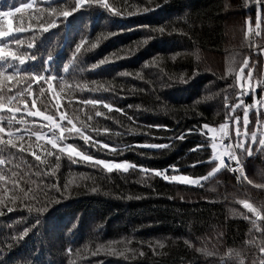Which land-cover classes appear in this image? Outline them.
<instances>
[{"label":"trees","instance_id":"1","mask_svg":"<svg viewBox=\"0 0 264 264\" xmlns=\"http://www.w3.org/2000/svg\"><path fill=\"white\" fill-rule=\"evenodd\" d=\"M105 2L112 11L93 4L65 21L59 10H70L73 0H0V13H13L7 18L13 28L26 29L14 33L22 45L11 47L18 54L36 55L35 60L26 58L13 80L0 81V93L12 95L36 75L55 77L51 91L40 81L43 95L32 83L28 107L47 109L45 114L65 127L71 125L60 115L72 119L97 142L92 147L66 132L63 144L96 159L137 166L126 173H108L88 163H72L66 152L31 135L38 131L52 136L45 126L49 122L27 116L23 102L5 101V108L20 107L16 118L23 116L28 123H13L11 130L24 135L23 140L12 137L16 149L0 145V159L10 160L0 165V264H240L229 255L232 250L242 254L244 264H253L264 236L251 222L255 215L238 201L247 200L264 213V187L254 186L264 185V152L256 151L258 144L244 162L253 185L238 183L226 169L203 186L166 180L153 170H167L169 177L206 176L218 161L208 163L213 134L203 125L216 130L241 99L251 105L250 132L258 137L264 132V117L256 124L258 114L264 113V22L256 25L258 18L264 20V0ZM26 3L32 7L22 8ZM51 8L57 12L50 14ZM53 19L57 27L42 32L39 25ZM81 37L99 41L98 46L82 49L66 73ZM29 42L35 47L28 49ZM49 55L53 58L46 63ZM105 57L113 62L92 67ZM244 58L256 66L248 81L252 87L246 92L244 87L247 94L240 97L241 84L247 81L236 77ZM86 99H102L113 109L85 105ZM33 101L36 108H31ZM97 111L102 115L96 116ZM237 114L243 117V108ZM10 115L0 112L5 123ZM188 130L185 139H177ZM3 138L9 139L7 134ZM105 144L109 147H102ZM151 144L166 147H145ZM20 145L25 151H19ZM199 145L204 147L191 151ZM49 151L54 154L49 156ZM9 152L15 155L9 157ZM53 184L66 186V191H56ZM7 207L14 210L9 213ZM258 227L264 229V221ZM26 228L27 236L19 239Z\"/></svg>","mask_w":264,"mask_h":264},{"label":"snow or ice","instance_id":"2","mask_svg":"<svg viewBox=\"0 0 264 264\" xmlns=\"http://www.w3.org/2000/svg\"><path fill=\"white\" fill-rule=\"evenodd\" d=\"M35 2V0H33ZM57 2H60V0H57ZM93 4H98L101 8H104L106 10L112 11L109 8L108 3L105 2V0H73V3L70 5V10H59V15L63 16L65 21L73 15L74 12L86 8L91 7ZM32 3H26L22 5V8H31ZM262 7H264V3H262ZM22 8H16L15 11L17 13L21 12ZM57 12L56 8L50 9V14ZM113 15H120V11H114L112 12ZM13 15L12 12H3L0 13V81L2 80H13L20 72H21V66L26 65V58L28 60H35L36 55L32 54L31 56H28L27 53L18 54V51L13 50L11 47L12 44H15L16 46L22 45V41L17 38L14 33H22L26 31L23 27H16L13 28V24L10 20H8V17H11ZM264 22L261 18H258L256 21L257 28H259V25ZM40 28L42 32L47 33L49 29L56 28L57 24L56 21L53 19L51 22L47 23V26H45L43 23H41ZM163 32V29L160 30ZM251 31V29H249ZM118 33H109V35H117ZM256 35H259L257 32ZM99 42V41H98ZM97 43H91L90 41L86 40L84 37H81L80 42L77 43L74 47V51L72 53V58L70 60L69 66L64 67V72H69V67L74 66L76 61L79 59V54L81 53L82 49L84 51H90L98 46ZM35 45L32 42H29L27 44L28 49L34 48ZM261 51H264V49H261ZM52 56L49 55L47 58V62L52 60ZM115 58H122V57H115ZM250 58H244L242 61L243 66L239 70V75H237L236 79L237 81H250L252 77L251 69L254 68L256 65L255 63H249ZM18 62V63H16ZM113 62L112 58L105 57L104 59L100 60L97 64L93 65V68H97L100 65H104L107 63ZM8 69H11V73L6 75V72ZM245 69H249L247 72V75L245 76ZM127 75V73H125ZM55 79V77H52L51 75L48 76H41L36 75L32 78V80L28 81L26 83V87L19 89L16 93L12 95H5L0 93V112L7 111L11 115L8 117L7 122H4V117L0 116V145H4L6 147L10 146L12 149H16L18 145L16 143H13L12 137L15 136L17 140H23L24 135L20 132L19 129H17L15 132H13L12 126L13 123H19L27 125V121L21 116L20 119L16 118V113L21 112L20 107H7L5 108V101L8 105H13L14 102L20 101L24 103V112L27 116L30 117H40L44 121L49 122L46 127L49 128V131L52 132V136L48 137L47 133H41L38 131H33L31 133L32 136H35L36 139L39 141L42 137H47L46 143L51 145L52 149H58L60 153H67L68 158L71 160L72 163L77 162H84L91 164L93 167H102L103 170H106L108 173H111L113 171L118 172H128L130 168H136L137 166L134 164H130L127 161H124L122 163H117L114 161H106L103 159H96L92 155L87 154L85 152L79 151L78 148L73 144H63V141L67 139L65 136V133L67 132L69 136H72L75 134L80 139H82L85 144H90V146L95 147L97 142L93 141L92 138L85 134V132L81 128H77L76 124L73 123V120L70 118L65 117L64 115H60V120L63 121L67 119V124L71 125V127H65L62 123H59L56 121L55 117L53 115H46L45 111H32L28 107L27 99L26 97L32 93V83L36 82L39 89H40V95H43L44 89L43 85L40 84V81H43L48 85L49 90L52 89V81ZM247 86L248 88H251V84H241V91L239 93V96L242 97L243 95L247 94L244 92V87ZM105 91H108V89H104ZM264 90V89H262ZM43 103V101H42ZM85 105H102L104 108L108 109L109 111H112L113 106L107 102H105L102 99H86L83 101ZM226 108L228 105H225ZM251 107V105H244L243 100L241 99L239 103L233 104L229 108V115L226 116L225 122L219 126V130L222 133L220 136V143L223 147L222 152H216L217 149V143H216V137H212V144L211 147L214 150V154L212 158L208 161V163H213L214 161H219V164L212 169L206 176L200 177V178H189L187 176L183 175H172L168 176L167 170H153L154 174L156 176H162L166 180H170L173 182H179L187 185H194V186H203L202 182L208 181L211 178H213L216 173L220 172L222 169H227L230 172L236 173V179L238 183L245 182L248 185H253V180L249 179L247 175L245 174L244 170V162L247 158L252 157L254 155V149L253 145L258 144L260 147L256 149L257 152H264V132H261L259 137L257 136V133L255 131L249 130V124L251 123L248 119V109ZM31 108H36L35 101L32 102ZM243 108V117H241L239 114H237V109ZM118 111H122L117 109ZM102 113L100 111L96 112V116H101ZM261 117H264V113H260L257 116L256 124L259 126L262 123ZM91 119V117H89ZM229 123H231L233 130H234V137L229 135ZM155 127H163V126H155ZM204 129H208L209 131L215 132V129L210 128L208 124L203 125ZM58 130L59 135H56V131ZM192 130H188L187 133H181L177 139L183 140L186 138V135L189 134ZM3 134H7L9 137L8 140H4ZM31 138V136L29 137ZM227 138L230 142L227 145H223V140ZM234 140V143H233ZM58 141L60 144L58 145ZM102 147L108 148V145H102ZM145 147H151V148H162L166 147V145H145ZM204 146L199 145L197 148L192 149L191 151H198L201 150ZM4 148L0 147V155L3 154ZM19 151L23 152L25 151L23 145L19 146ZM112 151H116L115 149H112ZM49 156L53 155L54 153L49 151L47 153ZM15 153L9 152V157L14 156ZM224 156L227 157V163ZM73 157H79V160L74 159ZM36 160H40V156H35ZM59 155H57V167L59 166ZM10 160L7 159H0V165L9 163ZM232 162H235V167L232 166ZM198 163H204L203 161H198ZM196 164H193L192 167H195ZM142 171H147L146 169H141ZM175 171V169H173ZM0 179H3L2 176H0ZM255 187H264V185H254ZM53 189H55L58 192L63 193L66 191V186L64 188H61L59 184H53ZM96 189H93L95 191ZM27 195V193H25ZM183 199V198H181ZM239 203L243 204V207L246 208L249 212L253 213L256 217V220L251 221L254 226H257V230H260L262 233V236H264V229H261L258 227V222L264 221V213L259 211L256 207H254L251 203H249L247 200H241L238 201ZM3 202L0 201V205H2ZM14 209L12 207H7V212H12ZM44 209H40L38 211H43ZM31 211V209H29ZM3 211L0 210V215H3ZM245 219H248L247 216L244 217ZM39 224V219L36 221V225ZM34 225V227L36 226ZM29 229H24V231L20 234L19 239H23L25 236H27ZM186 243H188L186 241ZM259 251V257L256 261L253 262V264H264V241L258 246ZM230 256H235L240 264H244V258L240 252L237 251H230Z\"/></svg>","mask_w":264,"mask_h":264},{"label":"built area","instance_id":"3","mask_svg":"<svg viewBox=\"0 0 264 264\" xmlns=\"http://www.w3.org/2000/svg\"><path fill=\"white\" fill-rule=\"evenodd\" d=\"M223 124V123H222ZM220 126V125H219ZM219 126L217 127V129H216V133L214 134V135H212L211 137H210V139H211V143H212V137L213 136H215L216 137V143H217V146H218V148L221 150V152L223 151V147H222V145H221V143H220V136L222 135V133L220 132V130H219ZM228 131H229V135H231V129H230V124H229V129H228ZM48 137H51V135L48 133V135H47ZM42 139H44V141H46V139H47V137H42ZM229 140L227 139V138H225L224 140H223V145H227V144H229ZM234 143V142H233ZM224 159H225V161H226V163L228 162L227 161V157L226 156H224L223 157ZM232 166L233 167H235V162H232ZM227 170V169H226ZM228 171V170H227ZM230 172V171H229ZM231 174H233L234 176H235V178H236V173H233V172H230ZM236 181H237V179H236ZM238 182V181H237Z\"/></svg>","mask_w":264,"mask_h":264},{"label":"rangeland","instance_id":"4","mask_svg":"<svg viewBox=\"0 0 264 264\" xmlns=\"http://www.w3.org/2000/svg\"><path fill=\"white\" fill-rule=\"evenodd\" d=\"M249 82L247 81L246 82V84H248ZM248 90V87L247 86H245V92ZM215 133H216V131H215ZM215 133H213V132H211V135L213 134H215ZM47 135H48V133H47ZM212 144V143H211ZM212 150H213V148H212ZM216 152H221V150L218 148V146H217V149L215 150ZM213 154H214V150H213ZM218 161V160H217ZM218 164H219V161H218ZM217 164V165H218Z\"/></svg>","mask_w":264,"mask_h":264}]
</instances>
